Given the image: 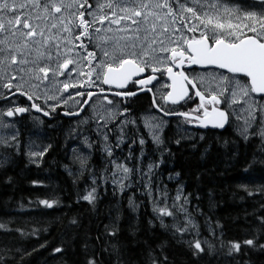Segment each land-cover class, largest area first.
<instances>
[{"label":"snow or ice","instance_id":"6c2138e0","mask_svg":"<svg viewBox=\"0 0 264 264\" xmlns=\"http://www.w3.org/2000/svg\"><path fill=\"white\" fill-rule=\"evenodd\" d=\"M109 42H112L111 49L106 46ZM97 49L102 56L98 57ZM185 63L214 65L225 69L230 75L219 74L217 90L208 96L197 89L195 95L201 103L190 112H172L161 107L156 104L155 93L154 106L164 115L183 116L189 123L198 120L202 126L211 123L214 127L224 128L225 124L233 123L237 134L245 142L257 139L258 150L264 154V0H0V81H3L0 86L13 97L19 92L20 95H27L28 100H33V95L24 91L23 86L28 82L25 76L39 82L64 76L66 79L61 82L63 91L68 93L69 99L80 97L74 103L83 111L85 105L91 107L94 104L92 98L96 93L81 91L82 88L96 86L103 93L105 89L100 85H115L123 91H116L113 95L134 97L138 93L128 88L129 82L140 92H153L167 75L171 84H162L161 87L171 88V91L162 98L176 105L185 97L189 100L192 98L188 95L186 84L197 87L182 71H174V68L179 69ZM12 72L19 74L18 80L16 75H11ZM31 87H39V84ZM69 89L76 91L73 94L68 92ZM35 98L39 99V96ZM0 99L14 104L3 93H0ZM48 99L56 97L48 96ZM104 100L109 105L113 104L107 96H104ZM221 103L226 106L224 110L217 107ZM208 104L212 105L211 110L206 106ZM234 105H240L238 111H227ZM30 107L38 112L43 110L35 103ZM201 110L202 118L198 115ZM28 111L25 107H7L0 109V116L13 117ZM127 112L128 109L124 108L118 114L123 117ZM114 118L115 114L109 117ZM101 119L104 122L98 120L93 130L95 139L80 129L69 132V135L80 139V145L72 149L71 164L76 166L75 173L67 165L66 168L70 175H75L74 183L82 178L88 181L83 194L78 196L79 200L95 207L101 184L111 181L114 195L135 185L149 199L153 220L158 221L165 231H170L173 237L179 235L192 256L201 258L206 250L207 254L215 253L216 245L200 238L199 225L186 207L189 200L182 195V189L178 187L175 196H172L160 181L157 170L163 163L165 148L155 129L160 128L163 121L147 125L152 130V141L161 155L160 159L154 160L144 152L146 142L143 137L137 141L138 130L125 131L129 125L136 123L135 120L125 117L118 125H113L118 132L113 144L110 139L113 128L109 127L108 119ZM81 123L86 124L87 121ZM0 129L5 130L0 133V169L9 165L25 147L27 151L24 154L29 162L39 167L52 147L51 144L36 145L31 141L27 146L23 145L15 123L0 120ZM125 138L131 140L128 155L117 157L115 149L121 147ZM137 142L140 156H136L132 148ZM96 151L101 154L103 162L99 171L92 165ZM257 163L264 164V160L258 161L254 157L248 168ZM8 180L10 182L11 177ZM32 184L34 187L41 186L40 181H32ZM240 187L248 196H259L264 201V183L252 188L248 185ZM34 203L45 209H53L59 201L55 197L38 198ZM128 206L135 212L140 205L134 197H129ZM259 210L264 211V202H260ZM166 218H170L171 222L166 223ZM119 219L117 208L115 220L105 225L108 237H117L119 229L116 222ZM256 220L258 228L255 235L227 243L221 239L220 248H226L228 256L241 253L244 247L264 250V242H261L264 240V215H256ZM11 223L0 222V231L17 232L21 236H39L41 232L48 231L47 228L34 227L29 233L20 227L10 228ZM77 224L75 217L69 220V225ZM211 234L216 235L214 230ZM188 235L192 238L184 240ZM39 247L46 248L47 241ZM166 247V242L158 245V254L156 249L149 247L146 264H169ZM12 251L7 249V252ZM35 251L36 248L29 252L16 247V255L9 259L0 255V264H10V260L14 264H26L27 258ZM65 251L64 247H54L52 254L63 255ZM106 254L109 257L115 255L117 264H120V249L116 244L111 245V252L105 247L90 249L85 244L77 264H105Z\"/></svg>","mask_w":264,"mask_h":264},{"label":"trees","instance_id":"16d2710c","mask_svg":"<svg viewBox=\"0 0 264 264\" xmlns=\"http://www.w3.org/2000/svg\"><path fill=\"white\" fill-rule=\"evenodd\" d=\"M43 134L45 142L52 147L39 167L30 163L22 151L0 169V222L12 221L10 228L20 227L29 233L34 227L48 231L39 236L0 231V255L5 259L16 255V247L29 252L36 248L26 264H77L85 244L90 249L105 247L109 252L111 245L116 244L120 249V264H146L149 247L156 249L158 254L157 246L166 242L169 264H264V250L259 248L244 247L234 256H228L227 249L220 248L221 239L227 243L251 238L258 228L256 215H264V211L259 210L260 202L264 201L259 196H248L240 187L248 185L252 188L264 183V164L257 163L248 168L254 157L258 161L264 160L257 139L245 142L232 132H221L206 135L201 141H190L182 139L178 132H164L165 151L163 163L157 170L159 178L171 191L178 187L182 189L183 196L189 200L188 208L199 225L200 238L214 243L217 248L215 253L207 254L206 250L198 258L191 255L179 235L173 237L153 220L152 205L137 188L123 193L117 191L114 195L111 183L101 184L95 207L79 200L88 181L82 178L74 183L75 176L69 175L68 147L63 143L62 132ZM177 140L180 142L176 143ZM147 149L148 157L161 158L157 148L148 145ZM101 161V154L94 152L92 165L98 171L103 167ZM32 181H40L41 186L34 187ZM52 197L59 201L53 209L34 203L38 198ZM129 197H134L140 205L135 212L128 206ZM117 208L119 231L117 237L112 238L105 234V225L115 220ZM73 217L78 220L77 225H69ZM165 222L170 223L168 218ZM213 230L215 236L211 234ZM98 236L99 240L96 239ZM191 238L188 235L183 239ZM45 241L47 247L40 248ZM54 247H64L66 251L63 255H53ZM7 249L13 251L7 252ZM104 259L105 264L109 261L117 264L115 255L109 257L106 254ZM10 264L14 261L10 260Z\"/></svg>","mask_w":264,"mask_h":264},{"label":"rangeland","instance_id":"374dc122","mask_svg":"<svg viewBox=\"0 0 264 264\" xmlns=\"http://www.w3.org/2000/svg\"><path fill=\"white\" fill-rule=\"evenodd\" d=\"M251 1V0H250ZM199 34V33H197ZM123 43V41H122ZM111 45L112 42H109L108 45H106L107 47H109V49H111ZM97 55L98 57L102 56V53L99 51V49H97ZM31 65H29L30 67ZM15 67V66H14ZM11 75H16L17 76V80L19 79V74L12 72ZM51 77V74H50ZM73 77L75 78V74H73ZM66 78L64 76H60V77H55V78H50L47 81L44 82H39V81H35V80H29V78L27 76H25V80H27L28 82L24 84V91L30 95H33V101H38L43 107L47 108L50 112L58 115V121H56V123L54 124L55 126L60 125V123L65 120V114L69 113V112H73V113H77L80 110V107L74 103V100H79L80 97L78 96H74L73 99H69L68 98V93L63 91V84L61 83L62 81H64ZM17 81H14V83H16ZM3 81H0V85H2ZM99 83V82H97ZM199 83L202 86V88L206 89V90H217V85L219 83L218 82H214L211 81V79L207 78L206 76H201L199 78ZM33 84H39V87H31V85ZM162 84L165 83H160L157 87H156V94H157V98L158 100L162 99L163 95H166V93L168 92L169 88H164L161 87ZM96 86H93L91 89H87V88H82L81 91H86V90H90V91H94V88ZM159 89V90H157ZM6 90L0 86V93H4ZM76 89H69L68 92L71 93H75ZM36 95L39 96V99H36ZM48 96H55L56 99H48ZM94 101V104H92L91 107H88L86 110V114H82L80 116L74 117L72 118L71 121L68 120V124L69 127H65L62 132L63 135V143L67 145L68 147V161L70 163L69 168L72 169V172L75 173L76 171V166L71 164V158H72V149L73 148H78L80 145V139L76 138L74 135H69L70 130L72 129H80L82 132H84L85 134H89L92 136L93 139H95V133H94V129L96 128V122L99 120L100 123H103V119L101 118H105L108 119V124L110 128H113V125L115 123V119L118 118V113L119 111L117 109H115L113 107V105H109L107 104L106 100H104V98L102 97H93L92 98ZM237 111L240 108V105H234L233 106ZM57 108H59V112H57ZM54 109V110H53ZM113 114H115V118L114 119H109V117L113 116ZM0 120L5 121L2 116H0ZM32 120L34 121V126L31 128V130L29 132H21V142L23 145L27 146L29 144V142H35L36 145H47L48 143L45 142L46 138H45V134H43L44 132H40L38 131V129L40 128H44L45 122L47 119L42 118L40 119L39 117L36 118H32ZM81 121H87L86 124L81 123ZM239 123H242V121H239ZM156 124H160L159 120H156L153 118V116H148V118L146 117V120L143 121L142 125H143V130L145 132H140L139 128H137L135 125L133 126L135 130H138L136 139L137 141L139 140L140 137H143V139L145 140V145H144V152L146 154V156L148 157V153H147V146L148 145H152L154 148H157V146L153 143L152 141V130L150 129L149 126L147 125H156ZM54 126V128H56ZM165 126L161 125L160 128L155 129L161 139L163 140V135L164 133L162 132V129ZM87 130V131H85ZM5 130L0 129V133H3ZM118 132H111L110 133V139L112 141V143L114 144L116 141V137H117ZM179 135H181V138L184 140H197V141H201L202 136L199 135L197 136L194 132L191 131V129L187 126H181V130L180 132H178ZM243 139V138H242ZM131 143V140L128 138H125V141L121 144V147L119 149H115V155L117 157H124L128 155V151H129V144ZM138 147V148H137ZM132 148L134 149V154L136 156H140L141 152H140V145L137 142L136 144H134V146L132 145ZM24 151H27V148L25 147ZM23 151V153H24ZM25 155V154H24ZM25 157L27 158V160H29V158L27 157V155H25ZM102 162V161H101ZM103 164V162H102ZM70 175V174H69ZM71 176H75L74 174H71ZM169 178V177H168ZM163 182V180H160ZM108 183H111V181H109ZM104 185V184H102ZM168 188L169 193L172 196H175L176 194V188L173 189V191H171L170 187L168 185H166ZM134 189L137 188L135 185L132 186ZM130 187V188H132ZM128 188V189H130ZM138 189V188H137ZM140 192L142 191V195H143V190L142 189H138ZM183 193V192H182ZM183 195V194H182ZM189 205H187L186 207L188 208ZM189 210V208H188ZM190 211V210H189ZM169 222H171L170 218ZM208 231L210 229H207ZM190 237V235H189Z\"/></svg>","mask_w":264,"mask_h":264},{"label":"flooded vegetation","instance_id":"af4514ba","mask_svg":"<svg viewBox=\"0 0 264 264\" xmlns=\"http://www.w3.org/2000/svg\"><path fill=\"white\" fill-rule=\"evenodd\" d=\"M249 2L251 1L249 0ZM196 35H199V34H196ZM174 71H182L188 77L189 80L195 82L197 86L195 89L196 90L199 89L203 91L205 96H208L212 91H215V90L211 91V90H206L202 88V86L199 83V78L201 76H206L207 78L211 79V81L218 82L219 74L223 73L225 75H230L227 72L222 71L217 68H205L204 69V68H199L195 65H190L188 63H185L179 69L174 68ZM213 77H215V79H213ZM160 83L169 84L165 76L163 77ZM153 84H156V81H154ZM158 85L159 84H157V86ZM100 86L103 87L105 91L103 93H100L99 87H95L93 92L96 93V95H94L93 97L99 96V97L104 98V96H107L109 100L113 101L112 105L118 111H122L124 108L128 109V112L125 113L123 117L119 116L118 114V118L115 119L114 125H118L121 119L128 117L136 121L134 125L137 128H139L140 132H145L143 130L142 123L144 120H146V117L148 118V116H153L154 119L159 120L160 122L163 121V125L165 126L162 129L163 133L168 132V131L169 132H180L181 126L184 125V126L189 127L191 131L194 132L197 136L201 135L202 138H204L206 135L211 136L214 134H219L221 132H232L234 135L238 136L236 128H235V124L233 123H227L222 130H219L217 128L199 129L197 127L198 120H193L191 123H189L184 117L179 116V115H164L163 112L159 111V109L156 106H154L153 93H155L156 104L160 105L161 107L171 110L172 112H190L191 110L195 109L201 103L200 98L195 95V91L190 86H188V95L191 96L192 98L190 100L187 98L184 102L178 105H168L165 103V100L163 98L161 100H158L157 94H156V88L153 89V92H146V91L140 92L138 91V87L133 88L131 82H129L128 88H131L133 91H137L138 94L130 98H121L119 96L113 95V93L116 91H123V90L112 88V87H106L104 85H100ZM12 91H15V89H13ZM3 94L8 95L9 99L14 101V104H8L7 101L0 99V109H4L7 107H16V106L25 107L29 109L28 112H25L22 114H16L13 117L2 116V118L6 122L15 123L16 129H18L20 133V140H21V135H22L21 132H29L31 128L34 126V121L32 120V118H36V117H39L40 119L45 118L46 116L44 115L45 112L48 113L47 118H45L47 120L45 122L44 128H40L38 129V131L40 132H52V131L65 132L63 131L64 128L66 126L69 127L68 120L69 121L72 120L70 115H67V116L64 115L66 119L63 120L60 123V125L55 126L54 124L56 123V121H58L57 119L59 118L58 115L50 112L47 108L43 107L38 101L28 100L27 95H20L19 92H17V94L14 97L11 96L10 93H8L7 91H5ZM256 98L259 99V96H257ZM33 103L39 105L43 110L38 112L36 111V109L31 108L30 106ZM206 106L209 108V110H211L212 105L208 104ZM217 107H219L221 110H224L226 106L223 103H221L217 105ZM87 108L88 106L81 113V115L86 114ZM57 109H58L57 112H59L60 109L59 108ZM234 109H235L234 107L228 108L227 111L232 112ZM193 115H197V114L193 113ZM198 115H200L202 118L203 111L201 110V112ZM230 120H231V117H230ZM134 125H129L125 129V131L128 132L130 130H135L133 127ZM54 126L56 128H54ZM112 132H117V129L113 127Z\"/></svg>","mask_w":264,"mask_h":264},{"label":"water","instance_id":"95a60500","mask_svg":"<svg viewBox=\"0 0 264 264\" xmlns=\"http://www.w3.org/2000/svg\"><path fill=\"white\" fill-rule=\"evenodd\" d=\"M195 66H197V67H199V68H204V69H205V68H217V67L214 66V65H207V66L195 65ZM217 69H219V68H217ZM220 70L227 72L225 69H220ZM142 75H144V74H142ZM165 78L167 79V81L169 82V85H170V84H171V80L168 79L167 75H165ZM153 82H154V81H153ZM104 86H106V87L116 88L115 85H104ZM188 86H190L194 91H196V89L193 88L190 84H186L187 89H188ZM168 91H171V88H169ZM119 97H121V98H130V97H125V96H119ZM186 99H187V97H185L184 100H181L178 104L184 102ZM165 103L168 104V105H173L170 101H167V102L165 101ZM178 104H176V105H178ZM86 107H87V105L84 106V109H85ZM83 111H84V110H83ZM83 111L79 110V111L77 112V113H79L78 115H70V117H71V118H74V117L80 116L81 113H82ZM65 116H67V114H65ZM182 117H183V116H182ZM45 118H47V115L45 116ZM225 125H226V124H225ZM197 127H198L199 129H209V128L212 129V128H217V127H214L211 123H209L207 126H202V125H200L199 121H198V125H197ZM217 129L222 130L223 128H217Z\"/></svg>","mask_w":264,"mask_h":264},{"label":"bare ground","instance_id":"6f19581e","mask_svg":"<svg viewBox=\"0 0 264 264\" xmlns=\"http://www.w3.org/2000/svg\"><path fill=\"white\" fill-rule=\"evenodd\" d=\"M138 148V147H137ZM154 148V147H153Z\"/></svg>","mask_w":264,"mask_h":264}]
</instances>
